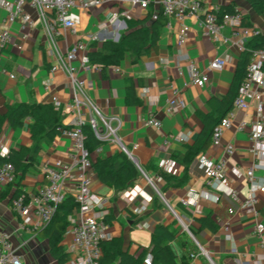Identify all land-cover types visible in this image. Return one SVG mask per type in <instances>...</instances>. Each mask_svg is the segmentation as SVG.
Returning <instances> with one entry per match:
<instances>
[{
	"label": "crops",
	"instance_id": "0c3cea01",
	"mask_svg": "<svg viewBox=\"0 0 264 264\" xmlns=\"http://www.w3.org/2000/svg\"><path fill=\"white\" fill-rule=\"evenodd\" d=\"M4 1L10 0H0V32L9 28L13 38L9 45L2 46L0 43V113H5L11 105L53 103L54 97H57L65 115L64 124L73 120L76 94L74 80L63 67L67 51L79 41L85 42L88 51L93 49L95 42L98 48L105 41L118 42L128 31L130 21L143 20L148 14V9L106 0L98 6L76 8L80 16L78 33L62 30L60 37L52 39L38 10L32 8L28 0L25 1V9L37 23L33 28L26 29L19 22H6ZM159 2L151 0L149 8L161 10ZM217 6L243 13L245 24L258 27L264 37V13L258 14L249 0H212L206 8L209 10ZM125 12L129 13L130 19L125 17ZM114 16L119 19L114 21ZM199 20L197 16L185 19L184 23L189 27L188 39L184 45H180L178 34L181 22L175 17H167L156 49L137 62L133 61L129 51L124 50L120 63L111 65L106 76L97 65L84 70L79 60L74 62L80 77L93 82L91 87L84 90L86 97L81 94L80 98L85 100L88 97L101 112L99 115L91 106L82 105L85 119L95 116L99 121V131L105 136L102 138V151L95 150L93 160L112 156L126 147L128 155L142 170V177L137 183L120 193L101 182L94 170L93 189L108 198L107 208L114 216L105 229L103 241L122 239L124 249L142 257L146 264L151 257L152 232L161 223L178 228L181 233L169 243L180 264H212L206 256L199 255V246L209 252L216 264H236L240 260L264 264V260L258 259L263 249L256 232L257 223H264V192H256L260 212L258 218L251 215L242 203L250 194V183L245 173L258 161L252 152L254 145L251 138L257 99L251 101L247 110L234 106L230 109L236 114L232 126L225 130L220 144L212 143L192 162L185 185L167 186L163 177L159 178L160 174L156 172L158 168L169 166L172 168L170 173L183 176L184 166L180 161H175L174 154L185 153L187 146L198 139L205 127L204 117L219 118L223 114V105L235 96L240 82L239 61L242 52L236 45L214 42L205 35ZM218 56L226 59V65L223 70L210 73V82L205 87L191 84L187 71L184 75L179 73V66L186 65V57L206 68ZM131 82L140 99L139 104L128 102L127 88ZM175 88L180 90V98L186 105L183 109L170 110L169 100L174 96ZM258 89L263 93L264 100V88ZM150 117L159 119L162 126L147 125ZM31 121L27 118L20 128H14L8 122L5 124L0 133V158H5V151L10 153L22 147H34L29 128ZM243 121H247L248 125L240 130ZM106 122L112 126L115 134L108 132ZM177 134L187 139H178ZM228 145L234 148L232 154L226 152ZM203 155L213 160L227 159V177L231 186L239 192L240 202L226 195L217 198L216 191L207 183L206 169L201 160ZM58 163L77 173L73 141L64 133L44 141L40 154L28 160L25 172L19 173L14 181L0 183V233L11 236L23 264H60L51 240L40 232L42 228H37L36 219L15 210L12 201L17 194L23 193L29 199L47 183L43 166ZM236 167L241 174L233 171ZM255 175L263 176L264 169H256ZM229 208H234L235 213L229 214ZM207 214H211L218 224L217 232L200 228L196 217ZM180 219L189 226L191 233ZM77 220L76 209L69 217L70 225L59 241L68 253V260L75 257L71 251L73 236L68 230ZM193 254L196 256L193 257Z\"/></svg>",
	"mask_w": 264,
	"mask_h": 264
},
{
	"label": "built area",
	"instance_id": "2783aa9c",
	"mask_svg": "<svg viewBox=\"0 0 264 264\" xmlns=\"http://www.w3.org/2000/svg\"><path fill=\"white\" fill-rule=\"evenodd\" d=\"M26 0H10L4 1V7L7 11L6 22H19L22 28H33L36 20L31 13L25 9ZM106 0H28L29 5L38 10L42 20L52 39H57L62 35V30L71 31L77 34L79 31L78 24L80 16L75 11L76 8H90L101 5ZM118 4H130L139 6L142 9H149L151 0H111ZM212 0H160V6L163 14L167 17H175L181 22L178 34V42L184 45L188 39L189 27L184 23L186 18L197 16L200 18L199 24L205 35L209 36L214 42L224 45H236L243 52L246 49L247 42L254 36L261 34L256 26H248L245 24L244 14L237 11L234 13L223 12L218 15L220 7L207 9ZM125 17L130 19L128 12L124 13ZM157 14L154 15V18ZM119 18L113 17L114 21ZM229 32L226 33L225 30ZM12 33L9 28H5L0 32V43L2 46L9 45L12 42ZM79 60L84 70H90L93 65L90 63L88 55V46L85 42L79 41L75 43L68 51L63 59L64 69L72 76L75 83V115L72 122L67 125L63 133L67 134L73 141V160L78 170L73 173L70 167L62 166L58 163L55 166L44 165L42 171L45 175L47 183L38 188V190L30 195L29 199L26 194H20L13 200L15 210L22 215L33 216L36 219L37 228L46 227L53 219L57 207L67 197H73L78 204V220L71 225L68 230L73 236L71 251L75 254L74 258L68 260L67 264H101L100 260L104 250L102 241L105 229L108 223L104 220L109 214L107 208L108 198L97 193L93 189L94 167L92 154L85 144V135L82 126L89 123L95 130L97 136L102 139L103 136L99 131V121L95 116L85 119V112L82 109L83 104L91 106L94 111L101 115L99 108L87 97L85 100L80 95H85V89L93 85L90 80L82 79L78 74L77 67L74 62ZM186 65L179 66L180 75L189 73L190 82L198 87H205L210 82V73L212 71L223 70L226 65V59L218 56L212 60L206 68H202L198 63L186 57ZM95 66V65H94ZM258 88H264V47L255 51L251 62L247 67V74L239 85L237 96L234 100V107L237 109L247 110L253 99L258 100L255 109V117L252 120L251 138L253 141V154L258 161L245 173L250 183V194L243 200V206L254 217L258 218L260 212L257 207L258 200L256 198L257 191L264 192V175L257 177L256 169H264V100L263 93ZM86 101V102H85ZM53 103L58 110L62 111L61 101L54 97ZM185 102L180 98V90L174 89V96L169 100L170 110L183 109ZM235 112L231 110L226 117L215 127L213 132L212 143L220 144L222 136L226 129L232 126L235 118ZM114 119V118H112ZM107 124L108 132L115 134V130L110 124ZM147 125L161 127L162 122L150 117L147 119ZM248 125L247 121H243L240 130ZM176 138L186 140L182 134H177ZM136 147V146H135ZM124 151L129 153L126 147ZM97 152L102 151V146L96 149ZM226 152L232 154L234 148L232 145L226 146ZM10 153L5 151L3 156L9 158ZM202 165L206 169V179L208 185L216 191L217 198L222 195L230 196L234 201L240 202L239 192L231 186L227 177V159L213 160L206 155L202 156ZM173 164L175 163L172 162ZM164 169V168H163ZM166 172H171L172 168L166 166ZM236 174H241L239 168L233 170ZM15 165L7 161L0 165V183L7 184L16 179ZM147 178H149L146 175ZM162 176L160 175L159 178ZM151 181V180H150ZM70 183V185H67ZM127 193V192H125ZM229 214H234L235 209L229 208ZM183 226L191 233L187 224L181 219ZM256 232L261 239L262 253L258 256L259 260H264V223L258 222ZM199 255L206 256L212 264H216L209 252L202 246H199ZM193 257L196 254L192 255ZM0 264H23L21 256L16 252L11 236L6 233H0ZM146 264H151V257L146 260ZM236 264H251L247 261L240 260Z\"/></svg>",
	"mask_w": 264,
	"mask_h": 264
},
{
	"label": "trees",
	"instance_id": "16d2710c",
	"mask_svg": "<svg viewBox=\"0 0 264 264\" xmlns=\"http://www.w3.org/2000/svg\"><path fill=\"white\" fill-rule=\"evenodd\" d=\"M249 1L258 14L264 13V0ZM223 12L234 13L237 11L232 8L227 10L220 8L217 14L220 15ZM155 14H157L156 18H154ZM166 23L167 17L163 14L162 9L156 11L153 8H149L145 19L129 22L128 31L122 35L120 41H105L101 48H98L96 42L93 43V49L88 51L90 63L100 67L106 76L107 69L111 65L120 63L124 50L129 51L132 54L133 61L137 62L141 57L148 55L151 50L157 48L161 29ZM263 47L264 37L262 34L252 37L247 42L246 49L242 52L239 61L238 79L240 82L236 87L235 96L227 104L223 105L225 110L219 118L204 117L205 127L203 131L193 144L187 146L185 153L174 154L176 157V160H174L176 162L180 161L184 166L183 176L180 177L166 172L163 168L156 170L166 181L167 186L181 187L188 182L190 165L202 152L211 146L215 127L231 111L239 85L247 74V67L255 51ZM127 91L128 102L130 104H139L140 99L136 95L135 86L132 82L129 84ZM64 116V113L58 110L53 103H19L9 106L5 113H0V133L7 122L14 128H20L25 125L26 119L30 118L32 121L29 128L34 140V147H22L18 150H12L8 159L0 158V165L10 161L15 165L17 175L24 173L28 160L40 154L42 143L49 141L57 134H62L64 129L67 128V125L63 122ZM82 130L85 135L86 147L91 153H94L99 146H102L104 141L97 136L89 123H85L82 126ZM93 167L100 181L112 187L117 193L129 190L142 177V170L124 150L118 151L112 156L94 159ZM76 209H78V204L75 199L71 196L67 197L58 205L52 221L46 227L40 229V232L51 240L54 254L60 264H66L69 256L59 241L70 225L69 217L74 214ZM113 219L114 216L111 212L104 218L108 224H111ZM196 220L202 229H209L213 232H217L219 229L211 214L196 217ZM179 236H181V233L178 228H171V226L161 223L158 224L152 232L151 264H180L178 257L169 245L170 242L176 240ZM102 246L104 253L100 260L101 264H144L142 257H138L136 254L124 249L123 241L120 238L102 241Z\"/></svg>",
	"mask_w": 264,
	"mask_h": 264
}]
</instances>
